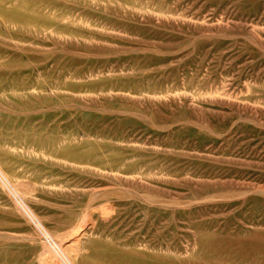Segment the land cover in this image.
Returning a JSON list of instances; mask_svg holds the SVG:
<instances>
[{
  "label": "rangeland",
  "instance_id": "374dc122",
  "mask_svg": "<svg viewBox=\"0 0 264 264\" xmlns=\"http://www.w3.org/2000/svg\"><path fill=\"white\" fill-rule=\"evenodd\" d=\"M0 167V264H264V0H0Z\"/></svg>",
  "mask_w": 264,
  "mask_h": 264
},
{
  "label": "bare ground",
  "instance_id": "6f19581e",
  "mask_svg": "<svg viewBox=\"0 0 264 264\" xmlns=\"http://www.w3.org/2000/svg\"><path fill=\"white\" fill-rule=\"evenodd\" d=\"M0 183H1V186L3 188H5L14 198H16V200L20 206L21 211H23L27 215V217L33 221L34 224L36 223V225L38 226V230L41 232H45L46 229L44 230V226L42 225V223L36 218V216L33 214V212L29 209V207L26 205L24 199L22 197H20L19 195H17L18 192H17L15 185H13L10 182L7 174L2 170L1 167H0ZM47 233H48V231H47ZM46 245L47 244H45V252H47L49 254L50 260H49V262L46 261V263H44V264H78V261L76 260L75 256H73L70 253V251L68 252L67 250H62L63 248L62 249L61 248H59V249L55 248V250H56L55 251L51 248L52 246H49V245L46 246ZM78 252H81V251H78ZM43 258H45V257H42V260H43ZM39 263H40V261H39Z\"/></svg>",
  "mask_w": 264,
  "mask_h": 264
}]
</instances>
